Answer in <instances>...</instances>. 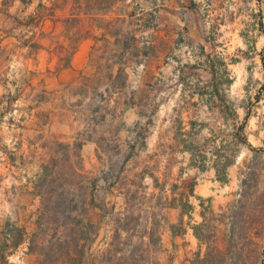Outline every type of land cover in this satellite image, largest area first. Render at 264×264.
I'll return each instance as SVG.
<instances>
[{
  "label": "crops",
  "instance_id": "obj_1",
  "mask_svg": "<svg viewBox=\"0 0 264 264\" xmlns=\"http://www.w3.org/2000/svg\"><path fill=\"white\" fill-rule=\"evenodd\" d=\"M85 1V6L92 2ZM82 2L12 0L7 6L0 0V264H43L31 240L39 231L34 222L38 182L43 166L55 158L51 146L71 144V126L65 122L68 111L61 101L87 64L88 38L72 40L67 28L71 19L88 16L79 10ZM128 10L123 18L131 16ZM23 12L35 24H20ZM143 12L147 27L157 19L155 31L145 38L151 46L162 47L165 56L174 57L171 64L178 73L177 80L166 85L170 90L164 99L205 105L208 114L224 124L225 133L207 157L192 141L202 127L192 116L186 127L183 123L177 127L170 141H162L156 132L145 139L138 152L144 156L139 170H148L141 176L158 203L152 204L143 234L133 237L141 245L123 251L119 244V251L113 250L111 235L122 231L105 224L103 205L119 200L115 188H110L112 195L105 202L95 194V204L82 215L83 222L96 226L91 239L81 243L83 254L70 253L65 264H194L197 252L203 253L193 233L204 219L202 208L213 213L224 210L241 192V168L253 154L251 149L264 152V56H250L243 42L248 35L242 32L250 24L253 35L264 37V0H149ZM202 24L211 31L202 32ZM186 51L190 59L184 64ZM223 55L233 60L226 61ZM185 71L190 72L189 79ZM127 148L131 164L134 153L130 155ZM94 150L104 158L97 140L83 141L86 161L88 156L95 161L90 154ZM225 161L229 163L221 170ZM183 204L190 210L184 211ZM10 215L19 225L9 224ZM137 230L129 233L136 235ZM16 231L22 240L16 239ZM16 255H22L20 262Z\"/></svg>",
  "mask_w": 264,
  "mask_h": 264
},
{
  "label": "rangeland",
  "instance_id": "obj_2",
  "mask_svg": "<svg viewBox=\"0 0 264 264\" xmlns=\"http://www.w3.org/2000/svg\"><path fill=\"white\" fill-rule=\"evenodd\" d=\"M11 1L1 0V3L8 6ZM89 1L92 2L87 3L88 6H85V0L79 6L80 12L88 13V16L81 15L67 24L72 40L75 36L88 38L87 64L80 71L76 86L61 101L68 111L65 122L71 126V144L51 146L55 154L48 164L51 172L42 184L38 182L40 201L34 222L39 231L31 240L34 241L33 250L41 256L43 264H65L70 253L76 257L83 254L84 244L81 243L91 239L96 226L83 222L82 215L95 204V194L105 202L112 195L110 188H115L119 200H110L103 205L107 215L105 224L122 231L111 235L115 241L113 250L119 251V244L123 245V251L139 245L140 242L134 241L133 237L143 234L152 204L158 203L148 194L141 176L148 170H139L144 156L138 152L145 146V139L147 142L156 132L162 141H170L169 137L178 131L177 127L182 123L183 128L186 127L192 116L202 126L198 133H194L192 141L199 153L207 157L210 147L219 141L218 136L226 129L208 114L203 104L196 107L164 99L170 90L166 85L177 80L178 73L171 64L174 57L165 56L162 47L151 46L145 38V35L149 37V32L155 31L157 23L156 19L147 27L143 10L149 0H130L128 5L127 0ZM34 4L37 9L38 3ZM128 8L131 16L123 18V14L130 11ZM27 16L23 12L19 23L32 25L35 20H29ZM201 26L202 32L211 31L206 25ZM252 31L250 24L245 26L242 32L248 37L243 42H246L251 57L264 56V37L253 35ZM126 44L129 48L125 47ZM223 58L233 60L225 55ZM189 59L186 51L184 64L189 63ZM190 76L189 71L184 72L185 79ZM150 85L153 88H148ZM85 140H97L104 158L96 155L94 150L90 154L95 155V161L90 162L89 156L86 161L82 152ZM127 145L131 149L130 155L134 153L130 156L133 157L131 164ZM165 145L169 146L168 143ZM263 154L257 151L247 156L241 168V192L238 191L224 210L213 213L207 206L202 208L204 241L197 240L203 245V253H199V258L196 254L194 264H198L207 247L212 254L217 250L232 249V254L241 255L238 264H264ZM203 161L208 162L207 158ZM120 212L124 213L123 217L119 216ZM8 221L11 225L20 222L11 215ZM136 227V235L129 233ZM14 234L17 240L23 239L20 232ZM137 250L144 249L139 247ZM16 256L20 262L22 255Z\"/></svg>",
  "mask_w": 264,
  "mask_h": 264
},
{
  "label": "trees",
  "instance_id": "obj_3",
  "mask_svg": "<svg viewBox=\"0 0 264 264\" xmlns=\"http://www.w3.org/2000/svg\"><path fill=\"white\" fill-rule=\"evenodd\" d=\"M102 1L103 0H97V2H102ZM263 66H264V63H263ZM245 120H246V117H245ZM241 142L243 144L248 145V143L245 139H241ZM251 150L253 151V153L257 152V150H255V149H251ZM203 158L204 157L201 156V161H203L202 160ZM228 163H229L228 161H225L220 167L221 170H224L225 167L228 165ZM50 172H51V169L48 165L43 166L42 173H41L40 178H39V185H40V183L42 184V182L45 180L46 176L50 174ZM182 209L187 212L190 210V206L187 204H183ZM233 224H235V223H233ZM203 226H204V223L202 222L200 225L193 227V233H194L195 237L201 242L204 241L203 234H202ZM231 231H232V233L234 232V227H232ZM233 252L234 251H232V249L227 248L223 252L220 250H217V251H215V254H212V251L210 250V248L207 247V250L205 251L203 257L199 261L197 259V261H198L197 263L198 264H238V262L241 260V255L236 254V253L232 254ZM199 256L200 255L198 252L197 258H199Z\"/></svg>",
  "mask_w": 264,
  "mask_h": 264
}]
</instances>
